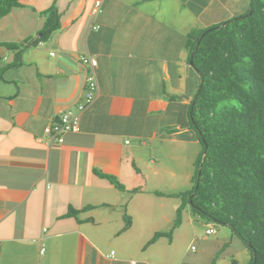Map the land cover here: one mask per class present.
<instances>
[{"label": "crops", "instance_id": "crops-1", "mask_svg": "<svg viewBox=\"0 0 264 264\" xmlns=\"http://www.w3.org/2000/svg\"><path fill=\"white\" fill-rule=\"evenodd\" d=\"M19 1L0 17V264H152L146 243L180 204L154 192L187 187L201 151L187 35L250 0H100L95 16L96 0ZM52 4L59 27L38 39ZM84 52L99 92L79 130L48 144L44 127L84 94Z\"/></svg>", "mask_w": 264, "mask_h": 264}, {"label": "trees", "instance_id": "trees-1", "mask_svg": "<svg viewBox=\"0 0 264 264\" xmlns=\"http://www.w3.org/2000/svg\"><path fill=\"white\" fill-rule=\"evenodd\" d=\"M20 6L19 0H0V17ZM250 8L224 26L187 35L188 59L198 73L190 124L201 151L189 189L154 192L180 198L181 204L170 231H157L146 245L163 236L171 239L188 204L192 211L229 227L250 252L247 264H264V0H250ZM44 14L38 39H46L60 24L54 4ZM99 175L122 188L115 176ZM130 224L125 215L123 230ZM230 264L241 263L232 259Z\"/></svg>", "mask_w": 264, "mask_h": 264}, {"label": "rangeland", "instance_id": "rangeland-1", "mask_svg": "<svg viewBox=\"0 0 264 264\" xmlns=\"http://www.w3.org/2000/svg\"><path fill=\"white\" fill-rule=\"evenodd\" d=\"M249 9L250 1L247 3L246 12H249ZM194 147H197L199 151L201 145L198 144V146ZM186 157V154L182 157V162L186 160V164L182 163L179 165L182 170L187 169L189 166V159ZM188 182L187 187L189 186L190 188L192 186L191 179ZM187 187H184L182 181L179 182V192L187 190ZM158 199L161 200L160 197ZM169 200H165L166 204ZM179 201L181 204L180 198ZM175 213L173 214L174 217L171 223L160 225L158 230L170 231L175 219ZM209 227L214 228L215 232L206 235L205 230ZM172 231L171 239L168 236H163L156 241V244L146 245L149 248L146 249L145 247L144 252L152 259V264H162L163 259L165 260L169 257L172 259V263L164 264H211L213 261L214 264H230L232 259H236L241 264H247L249 262V250L231 232L228 226L192 211L188 204L182 210L181 224ZM192 246H194V249H191ZM137 251L142 252L139 248H137Z\"/></svg>", "mask_w": 264, "mask_h": 264}, {"label": "built area", "instance_id": "built-area-1", "mask_svg": "<svg viewBox=\"0 0 264 264\" xmlns=\"http://www.w3.org/2000/svg\"><path fill=\"white\" fill-rule=\"evenodd\" d=\"M92 15H96L101 11V1L96 0L91 9ZM94 29H98L99 25H93ZM42 44V42H39ZM80 63L85 67L84 94L82 99L75 104V107H68L61 111L55 119L44 127V133L47 137L48 144H60L63 137L68 132H77L79 130L80 118L82 112L89 106L99 92V85L96 75L97 59L94 55L84 52L79 55ZM215 229L209 227L205 230L206 235L213 234ZM194 249V246L191 247ZM44 248H41V252ZM113 253V251L111 252Z\"/></svg>", "mask_w": 264, "mask_h": 264}, {"label": "water", "instance_id": "water-1", "mask_svg": "<svg viewBox=\"0 0 264 264\" xmlns=\"http://www.w3.org/2000/svg\"><path fill=\"white\" fill-rule=\"evenodd\" d=\"M250 12H251V8L249 9V12L248 13H250ZM224 25H225V22H223L221 25H216L215 28H218V27L224 26ZM202 36H203V34L201 35V37ZM197 45H198V43H197ZM197 45H196V47H197ZM193 54H194V52L191 54V57L193 56ZM190 64L192 65V61H190ZM199 174H200V171L198 173V176H199ZM254 263H255V261L252 262V264H254Z\"/></svg>", "mask_w": 264, "mask_h": 264}]
</instances>
